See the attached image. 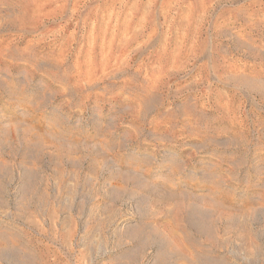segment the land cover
<instances>
[{
	"label": "rangeland",
	"instance_id": "1",
	"mask_svg": "<svg viewBox=\"0 0 264 264\" xmlns=\"http://www.w3.org/2000/svg\"><path fill=\"white\" fill-rule=\"evenodd\" d=\"M0 264H264V0H0Z\"/></svg>",
	"mask_w": 264,
	"mask_h": 264
}]
</instances>
